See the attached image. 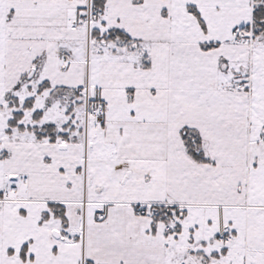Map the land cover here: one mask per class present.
<instances>
[{
    "label": "snow or ice",
    "instance_id": "1",
    "mask_svg": "<svg viewBox=\"0 0 264 264\" xmlns=\"http://www.w3.org/2000/svg\"><path fill=\"white\" fill-rule=\"evenodd\" d=\"M0 264H264V0H0Z\"/></svg>",
    "mask_w": 264,
    "mask_h": 264
}]
</instances>
